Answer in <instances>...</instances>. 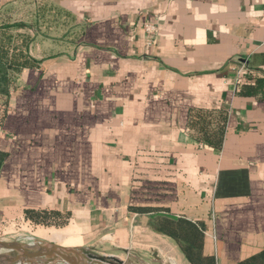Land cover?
Masks as SVG:
<instances>
[{
    "label": "crops",
    "instance_id": "1",
    "mask_svg": "<svg viewBox=\"0 0 264 264\" xmlns=\"http://www.w3.org/2000/svg\"><path fill=\"white\" fill-rule=\"evenodd\" d=\"M7 24L34 63L0 107V239L24 223L27 242L189 264L132 209L153 205L201 221L217 264L264 248V91H242L264 78V0H0Z\"/></svg>",
    "mask_w": 264,
    "mask_h": 264
},
{
    "label": "trees",
    "instance_id": "2",
    "mask_svg": "<svg viewBox=\"0 0 264 264\" xmlns=\"http://www.w3.org/2000/svg\"><path fill=\"white\" fill-rule=\"evenodd\" d=\"M8 28L9 25L0 26ZM24 44V42H23ZM34 63L20 44H15L11 35L4 34L0 38V107L5 108L10 87L16 75L25 67ZM264 91V78L258 77L253 84L242 86L243 92ZM221 131V129H220ZM220 135L210 137L204 134V140L211 145L218 146ZM7 153L0 149V169ZM132 209L149 213L150 226L160 233L170 237L179 247L189 264H217L215 256L205 252V225L201 221H192L183 216H177L162 206H132ZM24 218L36 225H62L68 218L67 213L50 209L24 210ZM234 264H264V248L247 256Z\"/></svg>",
    "mask_w": 264,
    "mask_h": 264
},
{
    "label": "water",
    "instance_id": "3",
    "mask_svg": "<svg viewBox=\"0 0 264 264\" xmlns=\"http://www.w3.org/2000/svg\"><path fill=\"white\" fill-rule=\"evenodd\" d=\"M131 256L117 258L89 247L61 246L48 241L0 239V264H128Z\"/></svg>",
    "mask_w": 264,
    "mask_h": 264
},
{
    "label": "rangeland",
    "instance_id": "4",
    "mask_svg": "<svg viewBox=\"0 0 264 264\" xmlns=\"http://www.w3.org/2000/svg\"><path fill=\"white\" fill-rule=\"evenodd\" d=\"M15 227L17 229L15 232L7 233L6 235L5 234H1V237H4V240L19 239L18 241L27 242L26 241V237H27L28 233H26V231L28 230L27 228L29 226H26V225H24V223H22V226L18 225V226H15Z\"/></svg>",
    "mask_w": 264,
    "mask_h": 264
},
{
    "label": "built area",
    "instance_id": "5",
    "mask_svg": "<svg viewBox=\"0 0 264 264\" xmlns=\"http://www.w3.org/2000/svg\"><path fill=\"white\" fill-rule=\"evenodd\" d=\"M144 29L150 36L156 31V26L153 23H145ZM150 43V41H149Z\"/></svg>",
    "mask_w": 264,
    "mask_h": 264
}]
</instances>
